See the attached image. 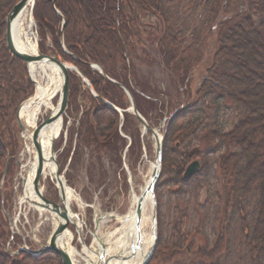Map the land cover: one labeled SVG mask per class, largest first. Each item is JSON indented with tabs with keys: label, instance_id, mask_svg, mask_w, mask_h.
Segmentation results:
<instances>
[{
	"label": "trees",
	"instance_id": "trees-1",
	"mask_svg": "<svg viewBox=\"0 0 264 264\" xmlns=\"http://www.w3.org/2000/svg\"><path fill=\"white\" fill-rule=\"evenodd\" d=\"M18 1L0 0V176L7 159L10 158L7 164L9 171L17 156L19 146L16 139L18 133L15 134V110L28 97L31 85L24 65L10 56L4 41L7 13ZM53 1L65 22L63 33L66 50L75 60L62 54L59 44L61 33L50 27L53 23L51 18L55 19L54 23L61 20L51 11ZM170 1L173 0H36L33 13L42 39L45 38L44 28H49L48 34L53 45L50 54L69 59L91 82L100 97L116 105L115 100L108 95V88L119 91L118 88L102 76L91 73L85 63L98 64L111 79L130 89L128 79L123 77L119 80L113 73V63H120V67L129 76L132 71L127 67L126 60L136 57V47L145 33L149 39L157 35L158 46L167 42V52H180L182 48L185 54L191 50L189 45L183 46L182 38L187 37L184 32L179 35L176 28L167 27L171 19ZM248 3L246 12L236 11L228 18L219 20L215 32V52L206 74L196 85L189 88L183 86L181 92L186 96L183 99L186 105L171 119L164 131L163 168L173 164L176 170L174 181L180 188L181 196L193 187L195 191L199 190L204 185L201 182L203 176L207 177V181L210 178L216 181L205 203L212 201L207 221L212 223L210 229L215 234L214 239L203 235L205 247L193 254L200 260L192 264H264V0H249ZM146 19L157 22L156 33L151 27L148 28L149 24L144 22ZM40 51L42 54L48 53L42 46ZM130 91L145 104L156 105L159 114L164 110L159 103L164 98L163 94L156 98L142 91ZM211 105L215 106V114L224 107L234 108L239 113L237 121L229 129L218 124V120L207 123L208 119L206 124H202L203 115ZM136 106L141 116L153 126L150 117L145 114L149 110L137 102ZM104 110L109 111L113 119L117 117L115 111ZM102 111L92 116L84 113L80 119V128L86 127L87 139H93L97 148L104 149L114 146L111 139L120 140V137L116 129L110 136L109 130H102L101 119L96 117ZM181 121H186L185 127H182L184 133L182 138L176 136L174 143L181 144L196 138L203 152L202 171L189 182L181 180L182 167L190 162L189 159L199 155L200 151L194 146L189 154L188 151L180 154V145L175 149L174 145L170 146L174 125ZM5 127L9 135L4 134ZM172 150L176 163L170 158ZM220 192H223L221 197ZM2 200L3 204L6 201L7 206L9 199ZM11 205L12 201L7 207ZM157 214L161 219L160 205ZM2 221L6 222L3 215ZM205 224L203 220L199 222L200 226L196 228L198 231L194 232L205 233L201 226ZM179 232V228H175L178 236ZM0 239L6 243L9 238L3 236ZM182 241L181 237L171 245L174 253L181 252ZM224 245L227 248L225 256L216 257V252ZM5 254L0 252V264H61L56 254L45 253L38 258L26 254L13 258Z\"/></svg>",
	"mask_w": 264,
	"mask_h": 264
},
{
	"label": "rangeland",
	"instance_id": "rangeland-1",
	"mask_svg": "<svg viewBox=\"0 0 264 264\" xmlns=\"http://www.w3.org/2000/svg\"><path fill=\"white\" fill-rule=\"evenodd\" d=\"M69 1L75 2L76 0ZM208 1H170L171 19L167 27L176 28L179 35H182L184 32L183 34L187 36L186 38H182L183 46L187 47L189 45L190 47L188 48L191 49L185 53L186 55L181 48L183 46H180V52L174 50L167 52V42L158 46L157 35L156 38L152 37L149 39V35L145 33L140 40V44L136 47V57L133 56L126 60L127 67L132 71L131 74L129 73V76L120 67V63H117V61L113 63V73L117 75L119 80H122L123 77L126 80L128 79L127 85L130 89L138 93L142 91L148 95L156 96V98L163 94L164 98H161L159 103L163 105L164 110L162 109L163 111L161 110L160 114L156 105L150 103L147 105L142 99H139L141 106L149 110L145 114L150 117L153 127L157 130L159 128L158 124L163 123V121L164 123L168 120L171 121V118L173 119L179 110L184 107L183 105H186L185 101L183 103V99L185 100L184 97L186 96L183 91L181 92L183 86L189 88L196 85L199 83V79L206 74V69L211 62V56L215 52V32L219 20L228 18L231 13L236 11L246 12L249 7V0ZM35 4L26 11V16L31 18L33 24L31 33L37 50L42 46L50 54L52 53L53 45L51 44V36L48 34L49 28H44L45 38L42 39L39 34V25L33 13ZM51 11L61 20L54 23L55 19L51 18L53 23L50 24V27L58 30L61 35H64V19L60 13L55 11V5L52 6L51 4ZM144 22L147 25L149 24V29L151 27L155 33L157 32V22L149 19L144 20ZM177 38L181 41L180 37ZM63 51H66V49L61 48L62 54L64 53ZM56 56L66 66L73 67L77 71L70 70L68 72L69 99L65 115L63 116V120L65 121L63 125L67 128L68 133L63 139L58 138L54 140L53 151L61 177H63L66 186H69L74 196H76V200H72L69 203L70 210L77 219L68 225L67 229L72 234V241L66 245V248L67 251L77 252L72 255L74 264H103V260L97 261V254L100 253L98 241H102L104 249L108 252L109 248L113 247V244L117 242L121 235L119 229L121 228V221L107 218L106 223L99 225L96 236L94 235V225L101 218V215H113L119 218L129 215L133 211V198L141 195L142 189L151 177V168L155 164V143L148 133H142L143 129L132 114H120L121 110L129 108V103L125 98L127 96L124 94L118 95V92L114 91V88H108L110 89L108 95L111 96L112 100H115L116 106L121 107H117L119 109V112L116 113L117 117L113 119L109 115V111L105 110L98 112L96 117L101 119L99 120L102 123L101 126H105L102 130H109L108 136L116 129L120 140L111 139L114 146L101 149L95 146L93 139H87L88 130L86 127H82L84 130V135H82L79 128L82 115L86 112L88 114L93 113V108L94 110L101 109L103 105L97 99L90 97L89 94L94 90V86L91 83L89 85L83 82L84 80L90 81L83 76L81 70L71 63L69 59H65L60 55ZM167 57H169L168 61L166 60ZM25 72L27 76L26 68ZM94 74L98 75L97 73ZM34 88V86L30 85L28 97H31L35 93ZM130 89L128 88L129 91ZM184 90L186 91L187 89ZM57 102L58 99L55 96L52 103L55 105ZM214 108L215 106L211 105L208 111L206 110L203 115L202 124L208 119L207 123L218 120V124L224 125L225 129H229L239 117V113L234 108L224 107L218 114H215ZM45 116L46 114H40L38 119L42 120ZM156 120L157 122H155ZM185 124L186 121H181L179 124L174 125L175 131L171 132L172 144L170 146L174 145L173 148H176L180 145V154L186 151L189 154L191 150H194V146H197L200 154L188 161L192 162L198 159L202 163L201 157L203 156V152L196 138H192L191 141L188 139L181 144L174 143L176 136L182 138L184 133L182 127H185ZM3 131L4 134L9 135L6 127ZM16 133H18V136L16 135L19 146L18 157L11 163L9 171L0 177V209L2 208L3 198L9 199L7 206L10 201L13 202L12 206L7 207L5 206L6 201H4L5 208L0 213L3 212L2 214L6 215L13 222L14 220L17 221L13 227H10L9 222L7 224L6 220V222L2 221L0 214V225H2L0 237L8 236L9 240L5 243V247L8 250L10 248L14 249L15 243H20L18 236H21V234L28 237L27 241L31 246L34 244L33 247L45 245L53 232L52 228L54 225L53 217L49 213L44 212L40 217L39 213L27 204L21 206L22 211L18 217L21 188L18 191H14L15 187H18L16 186V176L20 170V166L16 164L23 159L21 164L25 165L28 155L25 153L22 157L20 155L24 149V144L19 141L20 133L17 123L15 125ZM78 133L80 134L79 138L76 137ZM65 138H67V143L65 142ZM170 155V158L174 159L176 163L177 159L174 157V151ZM185 166L182 167V170H184ZM160 171L161 173L157 179L153 193L155 203H159L158 205H160L161 219L158 218L160 223L158 220L157 222L161 226L156 222L157 244L149 264L196 263L200 259L193 256V254L205 247L203 242L204 236L208 235L211 239H214L215 235L211 233L210 225L212 223H210V220L207 221L210 214L209 206L212 201L210 200L211 202L205 203L208 195H211L210 190L215 187L216 181L213 178L207 181V177L203 176L201 182L204 185L197 190L198 192L193 187L189 191L187 190L188 193L186 195L182 193L181 196L180 188L176 181H174L176 170H174L173 164L165 169L161 165ZM220 193V197L221 195L223 196V192ZM44 196L51 202H59L58 188L54 182L46 181ZM181 204L183 208L180 207ZM185 207H187L186 210ZM151 213L150 206H148L144 211V215L148 220L152 218ZM183 213L184 216H182ZM187 214L188 216H186ZM202 220L204 223H208V225H201L205 233L200 232L196 234L198 231L196 228L200 226L199 222L202 223ZM76 221L80 222V228L76 227ZM144 226L145 232L150 237L152 227L150 221H147ZM175 228H179V236L175 233ZM4 232H6L5 235ZM181 237L183 249L179 253H174L171 245ZM11 240L13 244L10 242ZM210 245L213 246V244ZM226 250V246H222L216 252V257L225 256ZM84 251H86V254L88 253L92 256V263L85 261ZM229 257L231 258L232 256Z\"/></svg>",
	"mask_w": 264,
	"mask_h": 264
},
{
	"label": "bare ground",
	"instance_id": "bare-ground-1",
	"mask_svg": "<svg viewBox=\"0 0 264 264\" xmlns=\"http://www.w3.org/2000/svg\"><path fill=\"white\" fill-rule=\"evenodd\" d=\"M36 1V0H35ZM30 3L29 5H27L23 10H22V14L17 18V20H15L12 23V36H13V45L15 46V49L21 53H25L27 55L30 56H34L36 55L38 52L43 55V56H51V54H42L40 49L37 50V47L34 43V39H33V35H32V20L31 18L26 16V11L29 8H32V5H34L36 2ZM19 2V1H18ZM17 3V2H16ZM54 5V1L52 2V6ZM55 11L58 12V10L55 8ZM60 13V12H58ZM61 15V13H60ZM26 17V19H24ZM6 20V19H5ZM63 20V19H62ZM65 26V22L63 23V27ZM61 39L59 40V44L61 46V48H65L66 49V45L64 44V35H61ZM6 46V43H5ZM8 50V48H7ZM9 52V50H8ZM64 55H68L70 56L72 59L75 60V57L73 55H71L67 50L63 51ZM66 53V54H65ZM10 54V52H9ZM11 57H14L10 54ZM16 58V57H14ZM56 58H58L56 56ZM17 59V58H16ZM19 60V59H17ZM60 60V59H59ZM60 62L62 64H64L63 61L60 60ZM91 64H95L92 62H89ZM89 63H85V65L89 64ZM23 65H26L25 63ZM65 65V64H64ZM96 65V64H95ZM66 66V65H65ZM98 66V64H97ZM28 70V75L29 78H31V82L35 83L34 85V89H35V93L26 99V101L22 104V108L18 109L16 108L15 112H19L20 114V118L21 121L24 123V125L26 127H28L30 130L34 129V127L36 126V120L37 117L40 114H46L47 116L50 115V113H54L56 111V106L58 105V103L61 101L60 97H61V93H62V84H63V78L62 77V72L61 70L58 68V66H55L53 64H35V65H26L25 66ZM87 67L89 68V66L87 65ZM68 70H73L76 71L73 67H69L67 66ZM102 72L104 75L105 72L103 71V68L100 66ZM89 69H91L92 73H97L98 75H100V73L98 71L92 70V68L90 67ZM68 71V72H69ZM77 72V71H76ZM100 76H102L108 83L109 81L101 74ZM110 80H112L108 75H106ZM85 84H89L91 82L88 81H83ZM68 88V93H69V87L67 85ZM119 90V89H118ZM118 95H125L127 97H125L128 100L129 106L130 108H132V104L133 106H135L136 110L137 106H136V102L138 104H140V100H138L135 95L132 94L131 91L128 90V88H125V90H119L117 91ZM68 93H67V98H68ZM129 96H128V95ZM90 97H93L95 99H97L106 109L115 111L116 113L119 112L120 107L117 108L116 105H114L112 102L110 103L108 100L104 99V97H100L98 95V93L96 92V90L94 89L93 91H91V93L89 94ZM56 96V98L58 99V102L53 105L52 101L53 98ZM69 99V98H68ZM68 101V100H67ZM67 106V104H66ZM116 107V108H114ZM94 110V108H93ZM124 111V110H121ZM120 111V112H121ZM141 115V114H140ZM144 118V117H142ZM45 120V118L43 119ZM42 120V121H43ZM65 123V122H64ZM62 124H63V115L59 116V118L49 124V126L44 129L42 131L41 134V139H40V143L42 145V154H43V171L40 177V181H39V187H43L46 183V181H52L55 183V179H56V164H55V156L54 154L51 153V147L52 144L54 142V140L57 139L58 134L60 133V130L62 129ZM152 129L157 133L158 130H160L162 132V135L165 134V129L166 127H159L158 130L155 127H152ZM159 135V134H157ZM160 136V135H159ZM24 139V143L26 144L27 150L25 151V154L28 155V160L26 162L25 165H23V168L21 169V173L18 174V178L22 179V183H21V188H22V194L20 199V203H30V201H37L38 198L36 197L35 193H34V187H33V182L35 180V175H36V171L39 167V163H38V155L35 152V147L34 144L32 142V137L30 134H27L25 137H22ZM165 143V141H164ZM164 145V144H163ZM2 176V174H1ZM0 176V177H1ZM182 177V176H181ZM62 183H64V180L62 178ZM64 186V197H66V204L65 206L69 207V203L72 200H76V196H74L73 191L69 188V186ZM42 191V190H41ZM137 197L133 198V204L136 206V202H137ZM143 204V217L141 219L140 222V229L138 231V235L141 237V242L139 245V251L137 254V257L135 258V260L131 263H123V264H141L143 259L142 257L146 254V252L148 250H150L152 248V244H153V236L150 235V237L147 235V233L145 232V223L147 221H150V225H151V219L148 220L145 215H144V211L146 210V208L148 206H150V209L153 207L152 204V199L151 196L147 195L145 197V199L142 202ZM5 206L4 204H2V208L0 209V211H2V209H4ZM47 212V211H44ZM3 213V212H2ZM2 213L1 217H2ZM55 215V214H54ZM56 216V215H55ZM70 217H68L72 222L75 220V215H69ZM57 217V216H56ZM122 220V224H121V228L120 229V236L119 239L117 240V242L115 244H113V247L109 248L108 254H122V256H129L132 250L133 245L137 242V230H136V226H135V218L133 215V212L129 214V216L124 217L121 219ZM54 225L52 230L54 231L56 224H57V219L54 218ZM3 223V222H2ZM76 227L80 228V222L76 221ZM68 228V227H67ZM53 234V232H52ZM60 246L62 248H65L66 245L69 244V242L72 241V234L70 233V231H68V229L64 232V234L62 235L61 239H60ZM67 249V248H66ZM77 252L75 251H69L70 257L72 259V255L76 254ZM84 256H85V261H90L91 263L93 261L92 260V256L89 255L88 253L86 254V251L83 252ZM73 262V259H72ZM113 264H116L113 262Z\"/></svg>",
	"mask_w": 264,
	"mask_h": 264
},
{
	"label": "water",
	"instance_id": "water-1",
	"mask_svg": "<svg viewBox=\"0 0 264 264\" xmlns=\"http://www.w3.org/2000/svg\"><path fill=\"white\" fill-rule=\"evenodd\" d=\"M32 1L34 2L35 0H20L19 2H17V4H15L10 12L8 13L7 17H6V21H5V25H6V29H5V43H6V47L8 48L10 54L14 57H16L17 59H19L21 62L25 63L26 65H35V64H53L55 66H58V68L61 70L62 72V77L63 78V84H62V93H61V101L58 103V105L56 106V111L54 113H50V115H48L47 118H45V120H43V122H41L35 129L30 130L28 127H26L24 125L23 122H21V120L19 119V112L17 111L16 113V120L18 123V126L20 128V132L23 135H27L30 134L32 137V142L34 144L35 147V152L38 155V163H39V167L36 171V177L35 180L33 182V187H34V193L36 195V197L38 198V201H30L29 205L31 204L33 207H35L36 209H38L40 212L41 211H47L50 214H55L57 217V224L56 227L53 231V234L50 235V237L47 239L45 245L41 246L40 250L36 251L35 253H31L28 249H21L23 250L25 253H27L30 256H40L43 255V253H52V254H56L59 259L61 264H74V262H72V259L70 257L69 251H67L66 247L62 248L60 246V239L62 237V235L64 234V232L67 230L68 225L71 223L72 221L68 218L70 217L69 215H73L70 208L66 207V197H64V183H62V179L61 176L59 175V171H58V167H57V171H56V183L58 188V196H59V204H55L53 202H50L49 200H47L46 198H44V196L42 195V191H40V188L38 187L39 185V180L43 171V154H42V145L40 143V139H41V134L42 131L44 129H46L49 124L55 122L59 116L63 115L65 112V108H66V104H67V93H68V68L67 66H65L64 64H62L59 60V58H54V57H50V56H43L41 55L39 52L34 55V56H30L27 55L25 53H21L19 51H17L15 49V46L13 45V36H12V23L17 20V18L22 14V10L29 5L30 3H32ZM66 54V53H65ZM89 66V68L91 67L92 70L98 71L100 73V75L102 74L110 83H114L116 84L113 80H110L106 75L103 74L101 68L95 64H87ZM81 76V75H80ZM33 83V82H32ZM33 85H35V83H33ZM118 85V84H116ZM119 87H121L122 89L125 90L124 87H122L121 85H118ZM128 95V94H127ZM129 96V95H128ZM132 108L131 111L134 115V117H137L140 125L142 126V128H144V132H148L151 134V136L154 138L155 140V164L152 167V174L151 177L149 178L148 184L146 185V187L143 189L142 194L140 195V197L137 199L136 202V208L133 212L134 218H135V226H136V230H137V242L133 245L131 253L129 256H122V254H113V255H109L106 252V249H104V245L102 244V242L99 241V247H100V253L97 254V261L99 262V260H103V264H111V263H116V264H123V263H131L135 260V258L137 257L138 251H139V245L141 242V237L138 235V231L140 229V222L142 219V211H143V200L145 199V197L147 195L151 196L152 199V218H151V236H153L154 240H153V244H152V248L150 250H148L146 252V254L142 257L143 261L141 264H148L151 260L152 254L155 250V246L157 244V236H156V203L154 200V193L153 190L157 184V179L160 176V168H161V155H162V146H163V142H164V138L163 136H159L157 135V133L150 128L146 122L144 121V119L142 117H140V115L138 114L135 106H133V103H131ZM22 108V105L19 106L18 109ZM52 153V150H51ZM201 171L200 169V164L198 161H192V163H190L186 168L185 171L182 174V179L183 182H189L190 179L193 178V176H196L197 174H199ZM100 223V220L96 222L95 228L97 229L98 225ZM20 250V251H21ZM19 252V251H18ZM18 254V253H16ZM109 255V257H107ZM99 264V263H98Z\"/></svg>",
	"mask_w": 264,
	"mask_h": 264
},
{
	"label": "flooded vegetation",
	"instance_id": "flooded-vegetation-1",
	"mask_svg": "<svg viewBox=\"0 0 264 264\" xmlns=\"http://www.w3.org/2000/svg\"><path fill=\"white\" fill-rule=\"evenodd\" d=\"M104 108L102 107L101 109H96L95 111H92L93 113H89V116H92V114L94 115L97 111H99V110H103ZM65 121L63 120V123H64ZM65 124V123H64ZM103 127H105L104 125L102 126V128ZM65 128V129H64ZM79 128H80V126H79ZM61 132H60V136H59V139L61 138V139H63L65 136H67V133H68V131H67V128L62 124V129L60 130ZM77 131H78V129H77ZM80 132H81V134L82 135H84L83 133H84V130L82 129V128H80ZM77 138H79L80 137V134L78 133L77 134V136H76ZM82 137V136H81ZM65 139H67V138H65ZM66 142V141H65ZM67 143V142H66ZM65 143V144H66ZM1 227H2V225H1ZM19 237V240H20V244H18V243H15L14 244V249L15 250H17V249H20L21 248V246H27L31 251L33 250V251H35L36 249H38L39 247H37V246H34L33 247V245L31 246V244H29V242L27 241V238L28 237H25V235H23V234H21V236H18ZM0 252L2 253V254H4L5 256H6V254H5V252H8V250H6V248H5V243H4V239L3 240H0Z\"/></svg>",
	"mask_w": 264,
	"mask_h": 264
}]
</instances>
